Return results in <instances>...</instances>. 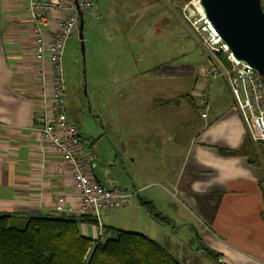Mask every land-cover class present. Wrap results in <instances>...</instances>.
<instances>
[{
    "label": "crops",
    "instance_id": "0c3cea01",
    "mask_svg": "<svg viewBox=\"0 0 264 264\" xmlns=\"http://www.w3.org/2000/svg\"><path fill=\"white\" fill-rule=\"evenodd\" d=\"M133 3L127 5L128 11L144 13L131 22L134 42L147 44L142 47L147 51L150 27L170 23L175 47L164 50L162 63L153 69L144 66L143 71L133 73L135 78L127 86L119 85L122 80L114 83L118 94L111 101V125L125 127L126 134L118 138L125 137L133 145L130 183L122 190L131 191L128 204L138 196L132 208L141 212V201L151 202L166 219L163 224L170 225L171 217L157 205L177 195L179 201L172 202L175 217L183 224L199 226V245L209 256L218 255L216 264H264V167L252 168L243 155L226 154L242 149L250 139L226 79L212 80L207 117L202 119L204 111L195 93L210 62L207 55H198L191 41L195 37L183 20L182 5L177 3L180 12L176 13L171 5L163 10L158 0ZM27 4L28 0H0V213L77 215L79 196L69 169L39 143L34 132L38 90L33 80V42L25 19ZM159 10L167 15H154ZM138 60H146V55H139ZM117 61L118 55L110 62L111 70L119 68ZM78 135L94 158L91 177L106 189H117L108 188L102 179L110 182L98 174L97 145L84 143ZM143 192L148 193L141 198ZM58 196L66 199L63 213L54 209ZM102 226L103 230L116 228L103 222ZM80 228L83 235L95 239L94 224Z\"/></svg>",
    "mask_w": 264,
    "mask_h": 264
},
{
    "label": "rangeland",
    "instance_id": "374dc122",
    "mask_svg": "<svg viewBox=\"0 0 264 264\" xmlns=\"http://www.w3.org/2000/svg\"><path fill=\"white\" fill-rule=\"evenodd\" d=\"M133 1L135 0H96L92 9L94 17L83 12L84 58L76 36L67 41L61 61L66 118L82 136L84 143L93 141L97 145L98 174L110 182L109 184L102 179L108 188L115 186L118 190L125 189L130 183L128 174H131L130 169L133 166L129 161L133 145L125 137L118 138V134L126 131L125 127L120 124L111 125V101L118 94L113 89L116 86L114 83L116 80H122L119 85L122 88L127 86L135 78L133 73L143 71L141 68L144 66L153 69L162 63L164 50L172 51L175 47L173 37L175 29L170 23L162 28L150 27V31H147L148 35L150 34V40L147 41L150 47L147 51L142 48L147 47L146 43L145 46H141L140 42L138 44L134 42L135 30L130 29L131 22L134 17L144 13L128 11L127 5L134 4ZM177 1L181 4V0ZM177 1L158 0V3L166 11L171 5L172 11L175 10L177 13L179 9ZM181 5L183 8V4ZM154 15L162 17L167 14L159 10ZM96 17L97 19H94ZM183 20L185 21L184 16ZM150 23L152 24L151 21ZM191 41L198 47V55L200 53L207 55L193 36ZM116 55H118L116 64L119 68H112L118 70L115 74L110 69V62ZM139 55H146V60H138ZM114 134L116 137L113 138ZM122 162L125 169L121 167ZM147 193H140L139 196L143 198ZM138 200L139 197L134 196L126 207L105 212L103 216L101 214V222L107 226L144 234L163 246L181 264H216L215 258L209 256L206 248L199 245L197 240L199 226L183 224L175 217L172 208L173 203L179 201L177 195L171 197L170 202L166 198L158 201L159 207L156 206L162 214H169L170 225L149 217L144 209L138 212L132 208L133 204L137 205L135 203H138Z\"/></svg>",
    "mask_w": 264,
    "mask_h": 264
},
{
    "label": "built area",
    "instance_id": "2783aa9c",
    "mask_svg": "<svg viewBox=\"0 0 264 264\" xmlns=\"http://www.w3.org/2000/svg\"><path fill=\"white\" fill-rule=\"evenodd\" d=\"M96 0H28L25 19L33 42L36 63L33 80L37 85L38 102L35 110L34 132L42 146L48 147L71 173L73 187L79 196L77 215L92 218L97 229L95 240L103 241L105 233L101 213L113 212L128 205L130 194L109 190L97 183L89 172L94 161L87 153L75 127L68 121L64 109V80L62 55L67 41L78 36L80 14L92 9ZM264 11V0H259ZM198 0H189L182 12L197 43L205 50L209 66L201 77L195 96L202 119H206L209 87L213 79L224 77L235 106L240 113L250 140L264 146V80L248 65L234 60L227 46L209 25L203 14L196 11ZM199 7V6H198ZM202 13V12H201ZM227 63V67L222 63ZM54 209L66 210V199L58 196Z\"/></svg>",
    "mask_w": 264,
    "mask_h": 264
},
{
    "label": "trees",
    "instance_id": "16d2710c",
    "mask_svg": "<svg viewBox=\"0 0 264 264\" xmlns=\"http://www.w3.org/2000/svg\"><path fill=\"white\" fill-rule=\"evenodd\" d=\"M226 154L243 155L252 168L264 167V146L250 139L242 149ZM261 186L264 197V178ZM140 204L151 218L167 223L151 202ZM94 223L92 218L80 215L17 217L0 213V264H181L141 233L105 227L103 241L81 233V225Z\"/></svg>",
    "mask_w": 264,
    "mask_h": 264
},
{
    "label": "water",
    "instance_id": "95a60500",
    "mask_svg": "<svg viewBox=\"0 0 264 264\" xmlns=\"http://www.w3.org/2000/svg\"><path fill=\"white\" fill-rule=\"evenodd\" d=\"M198 6L234 60L248 65L264 80V11L259 0H198ZM82 32L80 14L78 39L84 58Z\"/></svg>",
    "mask_w": 264,
    "mask_h": 264
},
{
    "label": "bare ground",
    "instance_id": "6f19581e",
    "mask_svg": "<svg viewBox=\"0 0 264 264\" xmlns=\"http://www.w3.org/2000/svg\"><path fill=\"white\" fill-rule=\"evenodd\" d=\"M195 9H196V11L189 8L188 13H190L191 15H193V14L195 15L196 12H198V13H200L202 15L200 7L196 6Z\"/></svg>",
    "mask_w": 264,
    "mask_h": 264
}]
</instances>
